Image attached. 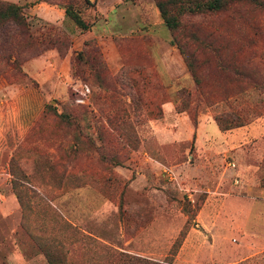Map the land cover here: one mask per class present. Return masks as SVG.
Instances as JSON below:
<instances>
[{"label":"rangeland","instance_id":"rangeland-1","mask_svg":"<svg viewBox=\"0 0 264 264\" xmlns=\"http://www.w3.org/2000/svg\"><path fill=\"white\" fill-rule=\"evenodd\" d=\"M3 1L21 6L34 46L10 28L0 36V264H48L39 243L58 246L63 264H264V8L183 19L186 35L255 68L253 89L176 35L194 54L196 86L153 0ZM80 47L99 61L102 87L75 62ZM47 104L76 117L93 146L73 150L50 118L33 131ZM230 111L245 124L220 131L214 117Z\"/></svg>","mask_w":264,"mask_h":264},{"label":"trees","instance_id":"trees-1","mask_svg":"<svg viewBox=\"0 0 264 264\" xmlns=\"http://www.w3.org/2000/svg\"><path fill=\"white\" fill-rule=\"evenodd\" d=\"M154 6L158 11V15L162 20L164 26L168 29L170 34L174 37L173 42L185 64L187 70L190 72V75L195 83L196 86L200 85L201 77L196 72V67L194 64V54L192 51H188L185 46L186 43L180 42L176 39V35H180L184 37V39H190L195 43L199 48L204 49L206 52H210L213 54L215 58V68L223 74H232L234 77L243 78L242 80L248 85L249 88H257L258 87V74L255 68L250 67L247 64H243L241 67H235L233 62L227 58L226 55H223L218 48L213 44L211 40H204V38H200L194 31L186 32L184 31V22L183 19L186 16H195V15H216L220 12H223L230 8V6L236 4H248L252 8H264V0H153ZM65 15L74 23L76 27H78L81 31L88 32V24L80 17V15L72 10L70 6H66L64 8ZM12 29L19 37L18 45L20 47H24L25 49H32L33 48V39L30 36L28 24L26 19L22 13L21 6L8 1L0 0V36L5 35L8 29ZM12 39L10 35L8 37ZM93 42L92 38H85L82 43V46L89 45ZM93 58V59H92ZM86 58L83 53V48L80 47L79 50L74 52V60L75 62H85L89 64V66H93V75L96 79L97 85L102 87V78L100 77L98 71V65L95 67V64H99L98 62L94 61V57ZM91 61V63H90ZM12 62L15 65V68L20 72L19 67V60L14 56L12 58ZM97 68V69H96ZM96 70V71H95ZM135 84V81L132 82ZM115 90V88H113ZM50 118L54 128H57L55 131L56 134L61 132L67 133L71 137V143L73 146V150L79 149L85 142H89L92 144L93 142L83 137L80 130L79 124L76 121V117L71 115L66 110H61L58 112L54 106L45 105L43 113L39 116L37 121L34 123L33 131H41L43 128L41 124L42 121L48 120ZM110 121V119H109ZM214 121L220 131H226L235 127H240L245 124V120L236 115L234 112H224L223 118L215 116ZM95 147V146H94ZM100 147V146H98ZM103 155V154H101ZM109 160L117 164L119 163L116 159L115 155H110ZM14 176L12 175V190L13 194L21 206L22 211L24 212L25 207V200L24 194L21 190L17 188L19 182H16ZM21 177L27 178L26 175H21ZM61 178L60 181H62ZM24 217V215H23ZM39 249L42 252L46 262L48 264H63V257H59L58 260H54V256L51 253L52 251H58L59 247L54 246L51 250L48 247L43 246L41 243L38 244ZM60 259V260H59Z\"/></svg>","mask_w":264,"mask_h":264},{"label":"crops","instance_id":"crops-1","mask_svg":"<svg viewBox=\"0 0 264 264\" xmlns=\"http://www.w3.org/2000/svg\"><path fill=\"white\" fill-rule=\"evenodd\" d=\"M245 189H246L247 193H250V192H251V191L249 190L248 187H246ZM246 203H247V206H248V207L254 205V204H252L253 201H251V200H248V202L246 201ZM255 208H256V207H255ZM255 220H256V218H255ZM249 239H259V238H258V234H257V232L251 234V236H249ZM211 246H212V247H211V252L215 251L216 253H218L219 246H216L214 243H213V245H211ZM241 252H242L241 254H243V253H245V252H248V250H243V251H241Z\"/></svg>","mask_w":264,"mask_h":264},{"label":"built area","instance_id":"built-area-1","mask_svg":"<svg viewBox=\"0 0 264 264\" xmlns=\"http://www.w3.org/2000/svg\"><path fill=\"white\" fill-rule=\"evenodd\" d=\"M86 93H88V88L87 86L84 85V87L80 90V94L84 96ZM83 101H84L83 98L79 99V102H83Z\"/></svg>","mask_w":264,"mask_h":264}]
</instances>
